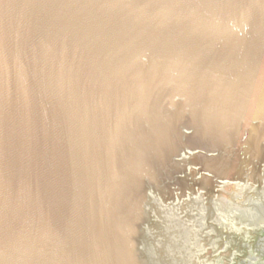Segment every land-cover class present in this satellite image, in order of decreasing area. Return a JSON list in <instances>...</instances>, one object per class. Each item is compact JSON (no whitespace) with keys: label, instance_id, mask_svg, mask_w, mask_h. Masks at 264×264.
Instances as JSON below:
<instances>
[{"label":"water","instance_id":"1","mask_svg":"<svg viewBox=\"0 0 264 264\" xmlns=\"http://www.w3.org/2000/svg\"><path fill=\"white\" fill-rule=\"evenodd\" d=\"M248 233L264 0H0V264H232Z\"/></svg>","mask_w":264,"mask_h":264},{"label":"flooded vegetation","instance_id":"2","mask_svg":"<svg viewBox=\"0 0 264 264\" xmlns=\"http://www.w3.org/2000/svg\"><path fill=\"white\" fill-rule=\"evenodd\" d=\"M250 241L251 244L244 243L233 247L235 253L238 252L233 264H264V236L263 240L252 237Z\"/></svg>","mask_w":264,"mask_h":264}]
</instances>
